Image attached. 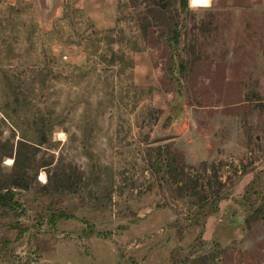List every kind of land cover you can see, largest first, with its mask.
I'll use <instances>...</instances> for the list:
<instances>
[{
    "label": "rangeland",
    "instance_id": "374dc122",
    "mask_svg": "<svg viewBox=\"0 0 264 264\" xmlns=\"http://www.w3.org/2000/svg\"><path fill=\"white\" fill-rule=\"evenodd\" d=\"M0 196V264H264V0H0Z\"/></svg>",
    "mask_w": 264,
    "mask_h": 264
},
{
    "label": "bare ground",
    "instance_id": "6f19581e",
    "mask_svg": "<svg viewBox=\"0 0 264 264\" xmlns=\"http://www.w3.org/2000/svg\"><path fill=\"white\" fill-rule=\"evenodd\" d=\"M193 6H206L208 4V0H190Z\"/></svg>",
    "mask_w": 264,
    "mask_h": 264
},
{
    "label": "trees",
    "instance_id": "16d2710c",
    "mask_svg": "<svg viewBox=\"0 0 264 264\" xmlns=\"http://www.w3.org/2000/svg\"><path fill=\"white\" fill-rule=\"evenodd\" d=\"M0 198H1V196H0ZM3 203V202H2Z\"/></svg>",
    "mask_w": 264,
    "mask_h": 264
}]
</instances>
